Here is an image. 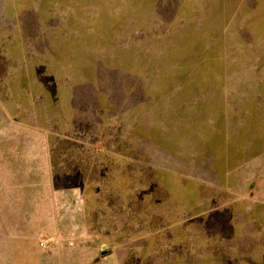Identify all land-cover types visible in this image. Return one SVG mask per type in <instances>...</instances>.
Wrapping results in <instances>:
<instances>
[{
	"label": "rangeland",
	"instance_id": "1",
	"mask_svg": "<svg viewBox=\"0 0 264 264\" xmlns=\"http://www.w3.org/2000/svg\"><path fill=\"white\" fill-rule=\"evenodd\" d=\"M0 264H264V0H0Z\"/></svg>",
	"mask_w": 264,
	"mask_h": 264
},
{
	"label": "built area",
	"instance_id": "2",
	"mask_svg": "<svg viewBox=\"0 0 264 264\" xmlns=\"http://www.w3.org/2000/svg\"><path fill=\"white\" fill-rule=\"evenodd\" d=\"M45 243H46V240H40L39 241V245L42 247L45 246Z\"/></svg>",
	"mask_w": 264,
	"mask_h": 264
}]
</instances>
